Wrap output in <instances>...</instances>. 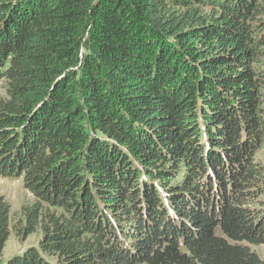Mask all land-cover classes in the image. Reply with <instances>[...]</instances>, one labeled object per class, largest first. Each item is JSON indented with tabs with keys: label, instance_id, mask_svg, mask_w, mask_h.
<instances>
[{
	"label": "trees",
	"instance_id": "obj_1",
	"mask_svg": "<svg viewBox=\"0 0 264 264\" xmlns=\"http://www.w3.org/2000/svg\"><path fill=\"white\" fill-rule=\"evenodd\" d=\"M0 84V264H264V0H0Z\"/></svg>",
	"mask_w": 264,
	"mask_h": 264
},
{
	"label": "rangeland",
	"instance_id": "obj_2",
	"mask_svg": "<svg viewBox=\"0 0 264 264\" xmlns=\"http://www.w3.org/2000/svg\"><path fill=\"white\" fill-rule=\"evenodd\" d=\"M0 96H3V90L0 84ZM257 159L260 164L264 165V147L259 151ZM0 195L4 197L6 202L10 206V218L11 226L15 224L19 211L25 202H31L32 196L23 188L21 180H11L0 178ZM40 233L37 232L25 239L20 240L17 238L11 230L10 236L5 244L2 258L3 262H6L8 257L21 253L22 250L35 246L40 239ZM252 252L264 262V245L253 246L249 245Z\"/></svg>",
	"mask_w": 264,
	"mask_h": 264
}]
</instances>
